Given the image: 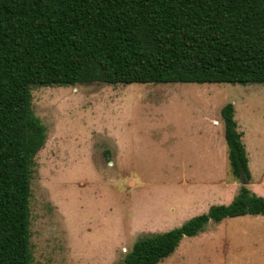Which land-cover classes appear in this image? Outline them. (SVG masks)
<instances>
[{"label": "rangeland", "instance_id": "rangeland-1", "mask_svg": "<svg viewBox=\"0 0 264 264\" xmlns=\"http://www.w3.org/2000/svg\"><path fill=\"white\" fill-rule=\"evenodd\" d=\"M231 102L249 179L230 172ZM46 127L31 176V264H116L241 185L264 196V83L132 82L32 87ZM155 264H264V215L208 221Z\"/></svg>", "mask_w": 264, "mask_h": 264}, {"label": "trees", "instance_id": "trees-1", "mask_svg": "<svg viewBox=\"0 0 264 264\" xmlns=\"http://www.w3.org/2000/svg\"><path fill=\"white\" fill-rule=\"evenodd\" d=\"M132 82L264 83V0H0V264H31L34 158L46 127L32 87ZM230 172L249 179L234 105L221 108ZM264 215L241 185L168 231L141 235L116 264H155L208 221Z\"/></svg>", "mask_w": 264, "mask_h": 264}]
</instances>
